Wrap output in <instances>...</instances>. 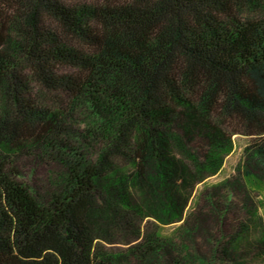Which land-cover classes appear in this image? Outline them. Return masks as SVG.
Instances as JSON below:
<instances>
[{
  "label": "trees",
  "instance_id": "obj_1",
  "mask_svg": "<svg viewBox=\"0 0 264 264\" xmlns=\"http://www.w3.org/2000/svg\"><path fill=\"white\" fill-rule=\"evenodd\" d=\"M232 123L264 154V0H0V264L163 255ZM27 154L60 164L44 199Z\"/></svg>",
  "mask_w": 264,
  "mask_h": 264
},
{
  "label": "rangeland",
  "instance_id": "obj_2",
  "mask_svg": "<svg viewBox=\"0 0 264 264\" xmlns=\"http://www.w3.org/2000/svg\"><path fill=\"white\" fill-rule=\"evenodd\" d=\"M221 122L230 124L228 119ZM85 127L80 113L67 123L71 134ZM223 127L239 131L231 136L222 167L196 185L182 219L157 225L170 244L163 255L148 248L130 252L136 241L127 244L120 235H113L114 242L107 245L123 256L111 264H178V259L183 264H264V154L255 145L259 136L233 123ZM200 143L204 153L205 142ZM97 146L93 143L86 151L94 154ZM15 161L19 179L38 197L46 198L59 162L38 154L19 155Z\"/></svg>",
  "mask_w": 264,
  "mask_h": 264
}]
</instances>
